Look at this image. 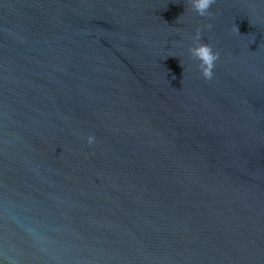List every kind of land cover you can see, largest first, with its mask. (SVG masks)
Returning a JSON list of instances; mask_svg holds the SVG:
<instances>
[{"label":"water","instance_id":"95a60500","mask_svg":"<svg viewBox=\"0 0 264 264\" xmlns=\"http://www.w3.org/2000/svg\"><path fill=\"white\" fill-rule=\"evenodd\" d=\"M209 12L0 0V264H264V0Z\"/></svg>","mask_w":264,"mask_h":264},{"label":"clouds","instance_id":"9594fccd","mask_svg":"<svg viewBox=\"0 0 264 264\" xmlns=\"http://www.w3.org/2000/svg\"><path fill=\"white\" fill-rule=\"evenodd\" d=\"M216 0H190L191 9L201 17H206L210 15L209 9ZM210 30L212 25H207ZM234 31L239 32L238 28H234ZM201 38L200 30L197 29V34L195 39L199 41ZM192 56L195 60L199 61V71L205 80H212L214 74V68L216 62L219 60V53L214 52L211 45L198 43L196 47L190 49ZM182 66V65H181ZM95 141V137L89 135L87 138V143L91 146Z\"/></svg>","mask_w":264,"mask_h":264}]
</instances>
